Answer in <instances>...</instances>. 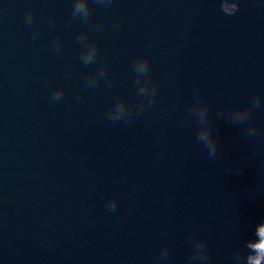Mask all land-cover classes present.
<instances>
[{
	"label": "water",
	"instance_id": "obj_1",
	"mask_svg": "<svg viewBox=\"0 0 264 264\" xmlns=\"http://www.w3.org/2000/svg\"><path fill=\"white\" fill-rule=\"evenodd\" d=\"M264 257V0H0V264Z\"/></svg>",
	"mask_w": 264,
	"mask_h": 264
}]
</instances>
